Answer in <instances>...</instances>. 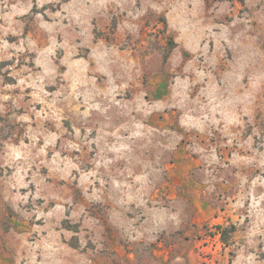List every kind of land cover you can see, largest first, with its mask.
<instances>
[{"label": "rangeland", "instance_id": "374dc122", "mask_svg": "<svg viewBox=\"0 0 264 264\" xmlns=\"http://www.w3.org/2000/svg\"><path fill=\"white\" fill-rule=\"evenodd\" d=\"M0 264H264V0H0Z\"/></svg>", "mask_w": 264, "mask_h": 264}, {"label": "trees", "instance_id": "16d2710c", "mask_svg": "<svg viewBox=\"0 0 264 264\" xmlns=\"http://www.w3.org/2000/svg\"><path fill=\"white\" fill-rule=\"evenodd\" d=\"M217 228L218 230H220L222 239L226 240L229 236V233L235 230V225H231L230 227H223L222 225H218Z\"/></svg>", "mask_w": 264, "mask_h": 264}]
</instances>
